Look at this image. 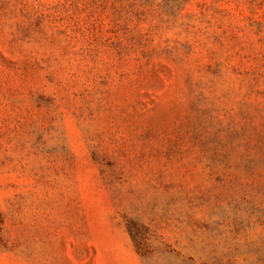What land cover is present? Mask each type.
Masks as SVG:
<instances>
[{
  "label": "rangeland",
  "instance_id": "1",
  "mask_svg": "<svg viewBox=\"0 0 264 264\" xmlns=\"http://www.w3.org/2000/svg\"><path fill=\"white\" fill-rule=\"evenodd\" d=\"M0 264H264V0H0Z\"/></svg>",
  "mask_w": 264,
  "mask_h": 264
}]
</instances>
